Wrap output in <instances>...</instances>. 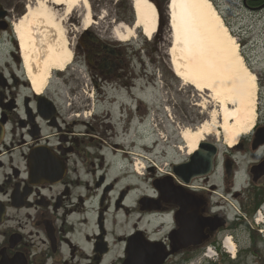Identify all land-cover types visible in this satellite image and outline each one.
I'll return each instance as SVG.
<instances>
[{
  "label": "flooded vegetation",
  "instance_id": "1",
  "mask_svg": "<svg viewBox=\"0 0 264 264\" xmlns=\"http://www.w3.org/2000/svg\"><path fill=\"white\" fill-rule=\"evenodd\" d=\"M23 7L20 0H0V264H125L131 248L140 252L144 246L151 247L152 261L166 256L162 264H181L226 232L264 239V221L251 225L264 214L263 117L236 148L222 155L218 151L211 174L189 184L175 176L174 164L165 170L149 167L151 194L142 193L136 212L139 221L162 215L170 226L163 236L138 224L126 235L109 230L107 218L125 209L134 190V165L143 162L133 155L136 142L131 138L133 127H144L143 56L137 60L143 72H134L130 45L84 30L71 69L81 77L71 74L76 82L68 88V72L59 74L66 88L38 94L15 32ZM240 8L243 19H254L264 15V0H241ZM256 76L264 79V72ZM203 144L205 153L207 145H217ZM253 155L258 157L242 171L241 162ZM216 176L221 185L213 183ZM158 182L171 184L173 201H165ZM119 186L123 189L117 191ZM115 192L117 200L112 201ZM184 196V201L199 205L202 218L220 216L226 225L214 232L207 229L209 238L202 244L180 249L178 202ZM229 196L239 201L235 218L228 210ZM144 198L159 209L143 210ZM88 215L94 216L92 224Z\"/></svg>",
  "mask_w": 264,
  "mask_h": 264
},
{
  "label": "rangeland",
  "instance_id": "2",
  "mask_svg": "<svg viewBox=\"0 0 264 264\" xmlns=\"http://www.w3.org/2000/svg\"><path fill=\"white\" fill-rule=\"evenodd\" d=\"M20 1L21 7L24 6L20 14V19H22L27 14V7H36V1ZM149 1H151L159 11L158 18H160V27L156 36L152 40H149L138 31L135 39L127 43L118 41L123 45L131 46L133 50L132 58L135 59V61H133L134 72H143V64L141 65L140 61H137L139 55H142L144 60V127H133L131 137L132 140L136 142L132 145V153L139 160L143 161L141 163L144 169L141 168L142 164H138L137 168L139 175L135 172L133 173L132 187L134 190L130 192L128 199L124 203L125 209L120 212L116 210L115 215L111 213L107 218L108 229L114 230L118 235L129 234L132 228L137 224L140 226L139 228H142L144 231H147V229L151 232L160 230L161 235L159 236H163L169 230V224L160 214L147 217L144 216L139 221V214L136 212V206L140 196L143 194L145 196L146 194H151L147 183L150 166L165 170L166 167H170L172 164L182 163L189 157V148L181 138V134L185 130L190 129L195 131L206 123H217V130H219V132L214 133L213 131L206 136L203 142L217 144L221 155L227 150H230L225 143L224 129H222L223 115L220 104L215 99H212L209 93H201L195 88H192V86L186 85L172 70L169 57V51L172 46V33L169 28L171 25L169 21L170 12L168 8L170 0ZM211 1L218 14L221 15L230 34L236 37L241 54L245 57L246 66L250 64L252 68L255 67V71L252 70L255 76L258 71L264 72V15L255 16L254 19H243L242 17L245 16V14H243L244 12L240 8L241 0ZM88 3L93 19L90 28L96 31V34L102 33L107 36V38L111 37L114 41H117L113 32L115 26L118 24L129 25L128 21L131 20V18L135 20L133 0H88ZM55 11L57 15L56 20L62 22L70 47L74 53L76 42L80 34L84 32V28H86L84 18L86 10L84 5H78V7L68 15L65 13V10L63 11V8H59ZM141 49L144 50L140 54ZM74 54L72 62L74 61ZM72 62L66 67L65 71L60 73L56 71L52 72L49 83L45 89L46 91L66 88V83L59 74H66L67 72L68 75H66L69 79L67 86L68 88L74 86L76 82L75 79L80 78L81 74L76 71L73 73L74 71L71 69H75V67ZM71 74H77L78 77L74 78L72 81ZM256 78L258 96L255 127L260 117L264 118V79L261 78L260 80L259 76H256ZM138 88L140 89V85ZM261 90H263L262 95H260ZM229 107L235 109L236 106L234 104H229ZM254 130L244 135L241 141L250 137ZM257 157L258 155H253L243 160L240 164L242 171L246 169L248 162L253 161V159ZM219 172H221V170H219ZM213 183L217 185L222 184L219 176L213 179ZM123 184L124 180L121 182V186ZM122 189L123 188H120V186L116 187L117 191ZM220 193L222 194V192ZM117 196L118 192L112 193V201L117 200ZM227 199H229V213L232 218H235V214L239 211V201L231 196ZM231 204H233L234 207ZM93 217V215L92 217L88 215L86 219L90 220L92 224V222L95 221ZM256 217L259 223L264 221V219H262L264 214ZM251 225L255 227L256 224L251 222ZM228 237L237 239H232L236 249L235 253H231L230 251L229 253L226 249V251H224L222 247V240ZM213 242H219L223 253L229 256L232 261L235 260L237 262L236 264H264V239L262 238L259 239L257 236L250 238L241 232H238L237 237L233 236L231 233H224L223 236L220 235L219 238L214 239L211 243ZM206 249L207 247L204 250V254ZM204 254L188 264H204ZM182 258L183 257H181V260ZM219 259L220 255L215 257L211 262H218ZM223 263L231 264L227 262ZM181 264L184 263L181 262Z\"/></svg>",
  "mask_w": 264,
  "mask_h": 264
},
{
  "label": "bare ground",
  "instance_id": "3",
  "mask_svg": "<svg viewBox=\"0 0 264 264\" xmlns=\"http://www.w3.org/2000/svg\"><path fill=\"white\" fill-rule=\"evenodd\" d=\"M35 1L36 7H27V14L16 23L15 32L27 76L34 90L42 94L52 72L65 71L74 54L62 22L56 20L55 10L63 8L68 15L83 4L84 30L91 27L93 19L88 0ZM169 7L172 70L186 85L209 93L220 104L225 143L233 149L244 135L254 130L257 78L246 66L236 37L230 34L210 0H171ZM133 9L134 25L118 24L114 37L127 43L141 30L152 40L159 27L157 7L149 0H133ZM229 104H234L235 109ZM217 129V123H206L195 131L185 130L181 138L189 148V155L198 150L206 136L219 132ZM228 244L230 252L235 253L233 242L228 240Z\"/></svg>",
  "mask_w": 264,
  "mask_h": 264
},
{
  "label": "water",
  "instance_id": "4",
  "mask_svg": "<svg viewBox=\"0 0 264 264\" xmlns=\"http://www.w3.org/2000/svg\"><path fill=\"white\" fill-rule=\"evenodd\" d=\"M171 2V1H170ZM169 2V4H170ZM170 5H168V8ZM158 15L159 11L157 10ZM204 144H200L199 148L194 154L190 157L189 162H186L184 164H179L173 166V172L176 177L181 179L185 184H189L190 181L195 177H202L206 176L207 174H211L214 169V161L218 154V146L217 145H207L208 146V152L206 153L202 150ZM156 188L161 192L163 196H166L164 199L165 201H173V197L176 195V191L174 193L173 187L168 186L167 184L158 182L156 183ZM186 196H184L180 201L178 202V205L181 207V216H179V219L181 221L182 229L180 232V240L181 243L184 245L180 248L183 249L187 247L186 245H200L202 244L206 239L209 238L208 235L205 234L206 230H210L211 232L216 231L220 227H224L226 222L224 219L220 218L219 216H216L214 218H202L199 215L198 210L199 205L195 206L193 203H188L184 201ZM151 202L153 200L144 198L140 204L143 207L142 209H146L149 211L157 210L159 209L158 206L151 205ZM131 248L129 251V259L126 261L125 264H162L164 258L162 257L159 259H154L153 261L151 258L152 249L151 247L144 246L143 250L139 252V250H134ZM150 256V257H149ZM149 257V259H148ZM149 260V261H148Z\"/></svg>",
  "mask_w": 264,
  "mask_h": 264
},
{
  "label": "trees",
  "instance_id": "5",
  "mask_svg": "<svg viewBox=\"0 0 264 264\" xmlns=\"http://www.w3.org/2000/svg\"><path fill=\"white\" fill-rule=\"evenodd\" d=\"M133 20H134V19L131 18V20H129L128 23H129V24H132V23H133ZM231 234H233V235L235 236L234 233H231ZM212 245H214L215 247H217V250H218L219 253H220V259H219L218 262H211V261L207 260V261L204 262V264H224L223 262H227V263H231V264H236V263H237L235 260L232 261V260L229 258V256H227V255H225V254L223 253V251L221 250V247H220V243L213 242ZM250 250H251V249H250ZM202 254H203V252H202V251H199V252H197V253H195V254H193V255H191V256H187V257L185 258V261H184L183 263H184V264L191 263L193 260H195L196 258L200 257Z\"/></svg>",
  "mask_w": 264,
  "mask_h": 264
}]
</instances>
